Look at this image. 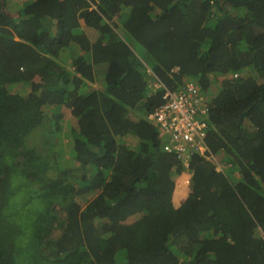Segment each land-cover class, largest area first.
<instances>
[{
  "label": "trees",
  "instance_id": "16d2710c",
  "mask_svg": "<svg viewBox=\"0 0 264 264\" xmlns=\"http://www.w3.org/2000/svg\"><path fill=\"white\" fill-rule=\"evenodd\" d=\"M11 1L0 264H264V0ZM149 71L198 85L207 158L163 150Z\"/></svg>",
  "mask_w": 264,
  "mask_h": 264
},
{
  "label": "built area",
  "instance_id": "2783aa9c",
  "mask_svg": "<svg viewBox=\"0 0 264 264\" xmlns=\"http://www.w3.org/2000/svg\"><path fill=\"white\" fill-rule=\"evenodd\" d=\"M149 73L152 77L149 86L153 91L162 92V103L147 115V119L157 126L163 150L174 154L185 167H188L193 155L207 158L209 151L205 140L210 131L208 107L198 85L188 80L171 91L154 73Z\"/></svg>",
  "mask_w": 264,
  "mask_h": 264
},
{
  "label": "rangeland",
  "instance_id": "374dc122",
  "mask_svg": "<svg viewBox=\"0 0 264 264\" xmlns=\"http://www.w3.org/2000/svg\"><path fill=\"white\" fill-rule=\"evenodd\" d=\"M12 4L14 6H20L22 4V0H12ZM193 81V80H192ZM67 121H64V130L61 136L60 146L57 147L56 151L59 153V159L57 166L60 168H70L73 165V160L71 157L73 156L72 148H73V139L70 134V129L76 127L75 120L68 115L66 117ZM47 149L46 151H48Z\"/></svg>",
  "mask_w": 264,
  "mask_h": 264
}]
</instances>
